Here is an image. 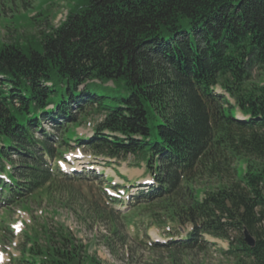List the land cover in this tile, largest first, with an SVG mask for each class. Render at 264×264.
<instances>
[{
  "label": "trees",
  "instance_id": "1",
  "mask_svg": "<svg viewBox=\"0 0 264 264\" xmlns=\"http://www.w3.org/2000/svg\"><path fill=\"white\" fill-rule=\"evenodd\" d=\"M68 13L40 41L0 43L2 207L82 180L56 164L74 142L144 164L152 186L129 205L170 237L190 227L177 250L236 235L225 254L264 264V0H84ZM90 118L92 138H78ZM38 221L8 264H104L69 228Z\"/></svg>",
  "mask_w": 264,
  "mask_h": 264
},
{
  "label": "rangeland",
  "instance_id": "2",
  "mask_svg": "<svg viewBox=\"0 0 264 264\" xmlns=\"http://www.w3.org/2000/svg\"><path fill=\"white\" fill-rule=\"evenodd\" d=\"M83 2L84 0H0V43L10 44L19 39L23 42L31 39L40 41L43 32L48 34L52 29H57L66 21L68 12L76 6H82ZM95 120L96 118H90L75 131L78 135L89 137L97 123ZM46 128L47 131L54 133L50 125ZM73 144L75 146V143ZM82 151L76 146L69 151L67 157L75 160L71 168L76 167V171H81L82 168L77 169L86 164L87 167L84 169L90 179L71 182L59 179L56 181L58 185L54 186L53 190L43 189L38 192L39 197L35 195L36 200H30L23 207L13 206L6 210L0 205V264H8L11 256L19 257L18 248L23 241L21 233L12 234L10 231H2L1 228L11 230L18 222L22 223V228L26 224L34 226L35 220L68 227L86 242L92 239L94 232L98 231L100 235L95 242L96 253L100 258L107 259L105 264H237L236 260L230 259L229 256L222 254L223 259L216 256L222 251L219 245L214 244L211 246L207 244V249L202 252H184L174 247L154 250L150 246L152 242L161 243L158 239L168 238L164 237L165 229L150 227L144 218L133 215L130 206L126 205V197L123 199V204L109 201L111 194H117L106 186L105 179L109 177H113L116 184L136 192L135 187L127 186L129 183L116 176V173H120L133 180L131 178L139 172L138 168L134 167V159L131 158L128 165L105 164L103 161L97 164L93 163L95 160L89 152ZM64 165L68 166L66 163ZM100 172L103 175H98ZM103 188L107 189L105 194L99 193ZM120 189L122 191L123 187ZM138 190L140 191L141 188ZM97 206L104 216L102 219L96 216ZM110 213L116 216L117 234L109 222ZM104 229L110 232L107 237H104L106 231ZM123 241L128 245H123ZM242 260L250 264L248 258L243 257Z\"/></svg>",
  "mask_w": 264,
  "mask_h": 264
},
{
  "label": "water",
  "instance_id": "3",
  "mask_svg": "<svg viewBox=\"0 0 264 264\" xmlns=\"http://www.w3.org/2000/svg\"><path fill=\"white\" fill-rule=\"evenodd\" d=\"M253 237L248 233V232H246L245 233V238H244V240H246V242L250 245V246H254V244H255V241H254V239H252Z\"/></svg>",
  "mask_w": 264,
  "mask_h": 264
},
{
  "label": "crops",
  "instance_id": "4",
  "mask_svg": "<svg viewBox=\"0 0 264 264\" xmlns=\"http://www.w3.org/2000/svg\"><path fill=\"white\" fill-rule=\"evenodd\" d=\"M135 176L139 177V176H142V174L137 173ZM88 246L90 248V252H94L95 253V251L97 249L96 246H95V242H91L90 244H88Z\"/></svg>",
  "mask_w": 264,
  "mask_h": 264
},
{
  "label": "bare ground",
  "instance_id": "5",
  "mask_svg": "<svg viewBox=\"0 0 264 264\" xmlns=\"http://www.w3.org/2000/svg\"><path fill=\"white\" fill-rule=\"evenodd\" d=\"M241 119L243 118V117H240ZM82 167H79L77 170H80ZM145 181V179H142V180H140L139 181V183L141 184V183H143ZM163 239V238H162Z\"/></svg>",
  "mask_w": 264,
  "mask_h": 264
}]
</instances>
